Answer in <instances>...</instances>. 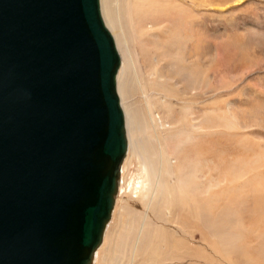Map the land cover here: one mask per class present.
Returning <instances> with one entry per match:
<instances>
[{"label": "rangeland", "instance_id": "1", "mask_svg": "<svg viewBox=\"0 0 264 264\" xmlns=\"http://www.w3.org/2000/svg\"><path fill=\"white\" fill-rule=\"evenodd\" d=\"M174 3L171 15L159 10L153 17L145 18L135 14L134 7L132 23L129 24V19L120 23L131 39L136 38L137 53L133 55L137 54V65L141 68L137 66L135 70L128 64L127 75L131 76L133 91L128 90L123 103L131 114L134 112L137 124L147 123L148 136L151 134L153 139L146 138L145 145L152 148L159 173H165V179L173 181L176 195L179 183L181 189L188 176L184 168L188 170L197 164L200 191L208 194V207L201 212L204 217L190 214L188 219L186 208L175 202L163 212L154 211V206L149 208L150 201L137 199V194L147 184L144 193L149 195L152 176L145 173L140 158L131 153L110 237L117 241L119 231H124L120 213L131 216L138 225L134 224L136 230L123 236L125 248H116L114 252L108 248L97 264H264L261 252L264 241L255 236L263 233L264 223L258 229L254 226L256 219L264 220V213L259 211L256 200L243 192L244 180L264 186V165L261 166L264 161L257 164L259 158H264V0H177L169 4ZM140 44H146L162 59L163 84L153 82L154 75L150 73L155 72L157 64L153 62L150 68L144 57L139 56ZM121 55L125 63V56ZM181 57L194 63L193 69L186 70L187 74L182 70ZM151 111L164 116L165 122H159L157 131L159 141L152 127ZM225 121L232 127L222 126ZM214 123H220L221 127L212 129ZM138 127L134 128L141 133ZM170 128L179 131L186 142L179 143L175 138L178 133ZM189 169L194 171L193 167ZM214 187L219 198L210 201L216 197L210 193ZM189 189L188 184V192ZM190 197L193 199L194 195ZM147 225L151 229L149 242L154 247L142 244L146 242ZM155 229L158 232L152 236ZM135 252L137 256L133 258Z\"/></svg>", "mask_w": 264, "mask_h": 264}, {"label": "water", "instance_id": "2", "mask_svg": "<svg viewBox=\"0 0 264 264\" xmlns=\"http://www.w3.org/2000/svg\"><path fill=\"white\" fill-rule=\"evenodd\" d=\"M100 0H0V264H92L128 150Z\"/></svg>", "mask_w": 264, "mask_h": 264}, {"label": "bare ground", "instance_id": "3", "mask_svg": "<svg viewBox=\"0 0 264 264\" xmlns=\"http://www.w3.org/2000/svg\"><path fill=\"white\" fill-rule=\"evenodd\" d=\"M173 1L177 2V0H166V2L164 0H100V10H101V14H102L103 20H104L107 28L110 30V32L112 33V35L114 37L115 44H116V47H117L118 52L120 54V57L122 56L121 54H123L125 56V59H126L125 63H123L122 57H121V62H120V67H119V70H118V73H117L116 82H117V92H118V95H119V98H120V103H121V106H122V109H123V112H124V117H125V125H126V131H127L126 137H127V143H128V150L126 152V156L124 157V160H123V162L121 164V168H120L118 191H117V194H116L115 205H114V208H113L112 216H111L110 220L107 223V226H106L102 241H101L100 245L97 247L96 251L94 252V257H93V263L92 264H97L98 259L100 258V255L105 250H107L108 248L112 252H114V250L116 248H121V247L125 248L124 241H121L123 236H126V234H127L126 232L131 231L132 229L136 230V227L133 228V225L137 224L136 223L137 221H135V219H132L131 216L129 217V216H126L124 213H120V214H118L120 216V218H119L120 225H121L122 230H124V231H119L118 240L117 241H114L110 237L111 234H112V228H113V225L111 223H112V221L114 219L115 208H116L117 199H118L119 192H120V186H121L122 179H123V181L125 180V175H124L125 172H126L125 171V167H127L130 164V162H128V161L131 158L130 157L131 153H134L135 157H139L140 158V162H141L142 166L144 167L143 169H144L145 173L147 172L148 175L152 176V179H150V184H149V195H146L144 193V191L147 188V184H146L145 188L142 189L141 193L137 194V199H144L145 201L146 200L150 201L149 208H150V206H154V208H153V209H155L154 211H160L161 210L163 212L166 208H168V209L170 208V204H173L175 202V204H180L181 205V206L178 205L179 207L186 208L187 215H186V213H185V215H186V217L188 219L190 214H196L198 216L204 217V214L201 213V212H204V210L207 209V207H208V205H207L208 202H207V198H206L207 197L206 195H208V194H206V193L202 194V192L200 191L201 190L200 189V184L198 183V178H197V173H196L197 164H193L192 166H189L188 170L186 168H184L183 172L185 173V176H187V174H188V176L186 177L185 181H183L181 189H180V185L181 184L179 183L181 181H180V179H178L179 188H178V191H177L178 194L176 195V190H174L175 186L173 184V181L169 182V180H166L165 179L166 178L165 173L163 175H162V172H161V174L159 173V171L157 170V168H156V166L154 164L155 159H154V155H153V153L151 151L152 148L150 146H148V145H145V139L146 138H150L151 140L153 139L151 134L148 136L147 123H146L145 126L137 124L136 123L137 120L135 122V119L137 117L135 118V116H132V114L134 112L131 114V111L127 108V105L125 106L124 103H123V100L125 101V99L128 97V94H129L128 90L130 88H132V85L129 82V79H130L131 76L128 77V75H127L129 73V70H128L127 66L130 63V65L136 70V68L138 66L137 62L139 61V58H136L137 54L133 55L134 52H136L135 50L137 49V46L135 45L136 38L133 37L131 39V34L129 32H125L126 28L122 29L121 26H120V23L123 20L129 19V24H131L135 14L140 15V16L145 17V18H151V17H153L155 15V12L159 11V10L163 11V12H168V13H169L170 10H172V12H173V10H174V8L176 6L175 3L173 5H170V4H172ZM163 2H165V3H163ZM164 4H165L166 7L163 6ZM134 7H136V12H135V14H132L131 11L133 10ZM181 20H184L183 17H182ZM161 23H162V20H161ZM180 27H181V25H180ZM177 29L179 30V28H177ZM131 30L133 31V35H135V31L133 30V28H131ZM198 31H199L198 33L201 34V28H199ZM176 32L177 31H175L174 33H176ZM148 33L149 32L145 33V36ZM180 33H179V35H180ZM177 35H178V32H177ZM181 35H183V34L181 33ZM178 37H180V36H178ZM199 41H200V39H199ZM184 45L186 46V44H184ZM140 46L141 47L138 48L139 49L138 54H139V56L141 55V57H144V60L150 65V68L153 67V62H155V64H157L156 68H154L155 72L153 70L154 74H153V72H151V73L149 72L150 74L154 75L153 76V82L156 85L163 84V80L162 79L164 78L165 75H164L163 70H162L163 65H161V63H160V61L162 62V59L161 58L158 59V55H156V52H154L153 49L149 48L146 44H140ZM180 62H181L182 70L184 72L186 70H188V69H193V65H194L193 62L188 63L182 57L180 58ZM178 63L179 62H177V64ZM169 65H172V64H169ZM138 67L140 68V66H138ZM147 71H149V70H147ZM149 73H147V75H149ZM186 74H187V71H186ZM182 75H184V74H182ZM141 77H142V75H141ZM198 78H200V74L197 75V79ZM133 79H134V77H133ZM167 80H169V79H167ZM127 85L129 87H127ZM131 91H133V88L131 89ZM143 95H145V97L147 98V96H148L147 95V91H144ZM124 107H125V109H124ZM150 115H151L153 130L154 131L156 130L155 131L156 132L155 135L157 136L156 140L159 141L160 134L158 135L157 131L159 129V122L161 121V124H164V122H165L164 116H156L154 113H152V111H151ZM160 118H161V120H158ZM222 124H223V122H222ZM136 125L141 127V129H142L141 133H138L135 130L136 128H134V127ZM220 125H221L220 123H214L212 129L220 128L221 127ZM222 126L232 127V124L229 123V122L226 123V121H225L224 125H222ZM170 131H171V128H170ZM216 131H218V130H216ZM171 132L178 133V135L175 138L179 141V143L186 142V141H184V139L181 138V133L179 131L173 130ZM154 152L158 153L157 150H154ZM161 152H163L162 148H161ZM262 161H264L263 157H261V158H259L257 160V164H259ZM239 164H241V163L239 162ZM263 165L264 164H262L261 166H263ZM190 167H193L194 171L189 169ZM242 170L240 171L241 175L243 174ZM126 176H127V174H126ZM256 181L258 182V180L255 178V182ZM262 181H264V180H262ZM243 183H244V185L246 187L243 192L248 197L254 198L256 200V202H257V207H258L259 211L264 213V188H263L264 186L261 187L260 185L257 186V185L252 184V183L250 184L247 180H244ZM188 184H189V188H190L189 192H188ZM239 188L240 187L237 186L236 190L238 191ZM211 191H212V192H210L211 195L212 196L215 195L216 197H212L210 199V201H217L219 197L217 196L216 187H214L213 190H211ZM190 195H194V198L192 199L190 197ZM131 196H132V193H131ZM237 222H235V223H237ZM261 223H264L263 219H256V221L254 223V226L257 227V229H258V227H260ZM241 226H243V224ZM236 229H237V227H236ZM257 229H255V230H257ZM233 230L234 229H232V231ZM247 230H245V232ZM250 230H251V228H250ZM156 231H157V229H155L154 235H152V236H156ZM234 231H238V230H234ZM136 233H137V231H136ZM228 233L230 234L231 232L228 231ZM242 233H244V232L242 231ZM150 234H151V229H150L149 225H147L146 227H144V235H145L146 242L142 243V244H145L147 248H149L150 245L152 247H154V244L153 243L150 244V242H149ZM232 235H234V234H231L230 236H232ZM243 235H245V234H243ZM255 236H256V238L260 237V241L261 242L264 241V231H263V233H255ZM261 248H262L261 252H264V245ZM136 253L137 252H135V255L133 254V258H135L137 256ZM102 256H103L102 258H104L105 255L103 254ZM114 260H116V257L114 258ZM113 264H115V263H113Z\"/></svg>", "mask_w": 264, "mask_h": 264}]
</instances>
